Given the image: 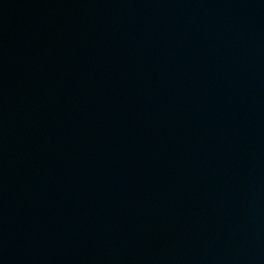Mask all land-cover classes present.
Here are the masks:
<instances>
[{
	"label": "water",
	"instance_id": "water-1",
	"mask_svg": "<svg viewBox=\"0 0 264 264\" xmlns=\"http://www.w3.org/2000/svg\"><path fill=\"white\" fill-rule=\"evenodd\" d=\"M0 264H264V0H0Z\"/></svg>",
	"mask_w": 264,
	"mask_h": 264
}]
</instances>
